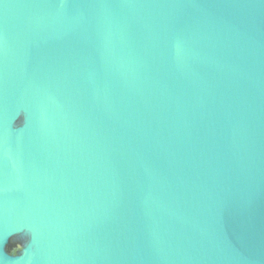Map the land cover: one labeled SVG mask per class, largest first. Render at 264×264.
<instances>
[{"label": "water", "instance_id": "1", "mask_svg": "<svg viewBox=\"0 0 264 264\" xmlns=\"http://www.w3.org/2000/svg\"><path fill=\"white\" fill-rule=\"evenodd\" d=\"M0 264H264V0H0Z\"/></svg>", "mask_w": 264, "mask_h": 264}]
</instances>
